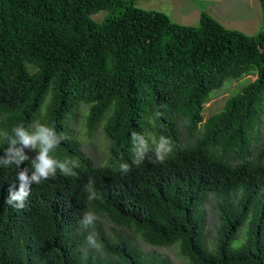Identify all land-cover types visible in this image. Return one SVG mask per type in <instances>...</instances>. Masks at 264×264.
<instances>
[{"label":"trees","instance_id":"trees-1","mask_svg":"<svg viewBox=\"0 0 264 264\" xmlns=\"http://www.w3.org/2000/svg\"><path fill=\"white\" fill-rule=\"evenodd\" d=\"M259 1L262 24L248 34L206 10L198 24H182L137 0H0V131L21 124L32 130L41 115V124L63 137L53 155L74 162L76 173L58 171L34 184L19 210L5 200L30 161L0 166V264H176L99 220L81 228L86 212L133 229L151 245L177 243L190 264H264ZM102 9L109 11L102 21L92 17ZM250 73L256 78L205 118L211 93ZM82 103L89 104L88 130L102 124L111 142L109 163L96 164L69 129ZM133 132L147 141L169 138L173 153L163 164H134ZM7 146L0 143V156ZM121 163L131 171L121 174ZM211 194L220 218L215 240L205 232ZM92 232L99 249L87 243Z\"/></svg>","mask_w":264,"mask_h":264},{"label":"rangeland","instance_id":"rangeland-1","mask_svg":"<svg viewBox=\"0 0 264 264\" xmlns=\"http://www.w3.org/2000/svg\"><path fill=\"white\" fill-rule=\"evenodd\" d=\"M246 3L245 8L242 4ZM237 4L242 6V10L232 12ZM137 6L146 9H158L170 15V17L178 23L182 24H198L200 14L203 10L217 18L228 28H236L248 34H256L262 24V9L259 0H137ZM109 13L108 9H102L92 17L98 21H102ZM118 13V12H116ZM256 78L255 73L245 74L239 78H231L215 89L206 102L204 107V116L207 118L211 114L221 110L225 105L227 98L239 90L243 85ZM44 105V104H43ZM44 109V106H43ZM42 109V110H43ZM89 110L88 103H82L75 116L69 119V129L72 135L77 138L86 154L90 155L96 164L109 163L112 157L111 142L103 130V125L99 124L94 132H90L86 126V114ZM41 115H39L33 127L41 124ZM260 143L264 142V114L260 127ZM160 138L151 137L148 141L151 148H155V143ZM259 142L257 144H259ZM30 157H34L36 152L25 150ZM153 153H150V155ZM125 158H131V152L126 151ZM218 197L211 194L205 203L206 226L205 232L210 240H215L220 218L217 212ZM99 222H103V226L112 234H124L130 236L136 244L143 248L145 252L157 253L164 255L174 261L176 264H190L187 257L180 252L178 244L166 246H156L145 242L141 236L131 228H127L108 221L105 217L97 216ZM245 226L240 229L239 239H242L245 233ZM238 242V241H237Z\"/></svg>","mask_w":264,"mask_h":264},{"label":"clouds","instance_id":"clouds-1","mask_svg":"<svg viewBox=\"0 0 264 264\" xmlns=\"http://www.w3.org/2000/svg\"><path fill=\"white\" fill-rule=\"evenodd\" d=\"M61 137L54 127L45 124H36L32 130H29L24 125H17L11 129L0 131V143H7V148L4 150V155L0 156V166L9 167L13 164L20 168V165L25 161H30L31 168L24 167L17 172L16 181L11 183L8 188V196L5 203L19 210L26 207V201L31 195L32 186L39 185L43 181L54 179L57 172L64 176H75L73 171L74 164L72 161H61L55 158L53 153L62 142ZM131 140L134 148L135 159L134 164L139 165L145 160L153 163L163 164L167 158L173 153L174 145L167 137L161 136L158 142L155 143V148L149 146L148 141L143 135L133 132ZM36 152L34 157H30L25 150ZM150 153H153L155 160H152ZM31 170V174L29 171ZM121 174H127L131 171L128 163L119 165ZM18 181V189L16 182ZM86 191L89 192L88 199H94L96 193L92 190V181L86 186ZM98 217L92 212H86L81 221V228L87 230L94 226ZM87 243L90 247L99 249L101 245L96 239L94 232L86 236Z\"/></svg>","mask_w":264,"mask_h":264},{"label":"crops","instance_id":"crops-1","mask_svg":"<svg viewBox=\"0 0 264 264\" xmlns=\"http://www.w3.org/2000/svg\"><path fill=\"white\" fill-rule=\"evenodd\" d=\"M242 6L245 8L246 6V3L242 4ZM242 6L237 4L233 9H231L232 12H235L236 10H242ZM222 22V21H221Z\"/></svg>","mask_w":264,"mask_h":264}]
</instances>
